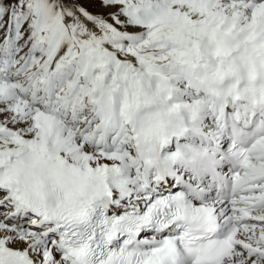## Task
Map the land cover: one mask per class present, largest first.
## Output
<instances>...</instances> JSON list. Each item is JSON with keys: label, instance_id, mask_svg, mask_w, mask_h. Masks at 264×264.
<instances>
[{"label": "snow or ice", "instance_id": "obj_1", "mask_svg": "<svg viewBox=\"0 0 264 264\" xmlns=\"http://www.w3.org/2000/svg\"><path fill=\"white\" fill-rule=\"evenodd\" d=\"M0 264H264V0H0Z\"/></svg>", "mask_w": 264, "mask_h": 264}]
</instances>
